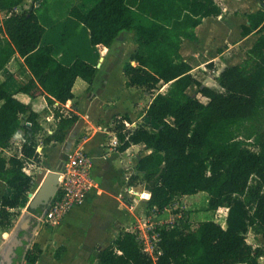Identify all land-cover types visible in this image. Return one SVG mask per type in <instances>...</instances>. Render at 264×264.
<instances>
[{
  "label": "trees",
  "instance_id": "obj_1",
  "mask_svg": "<svg viewBox=\"0 0 264 264\" xmlns=\"http://www.w3.org/2000/svg\"><path fill=\"white\" fill-rule=\"evenodd\" d=\"M22 2L0 0L5 15L0 21V72L17 53L31 74L17 92L43 96L56 127L40 141L39 114L0 81V182L9 190L0 199L3 231L31 189L26 164L39 163L40 144L64 143L80 120L74 113L63 114L55 103L73 99L77 78L90 87L98 72L81 59L70 65L57 60L51 45H41L45 29L35 11H17ZM222 13L219 0H98L87 11L70 9L69 16L87 30L90 46L104 57L121 35L134 38L135 49L122 70L127 88L151 95L145 114L153 127L140 123L131 131L128 116L115 115L110 129L119 151L137 144L150 150L127 182L129 187L141 185L147 212L159 215L176 197L198 193L207 194L208 211L227 209L224 228L210 220L192 230L157 228L153 254L144 251L137 234L121 230L91 264H259L264 256L262 247L247 243L250 231L264 242V8L246 15L248 26H241V35L257 38L240 64L220 71L216 87L197 81L179 52L183 40H196L203 19ZM159 86L165 90L156 92ZM191 86L205 103L188 94ZM17 137L18 151L5 157ZM34 249H19L15 264H35L41 251L37 244Z\"/></svg>",
  "mask_w": 264,
  "mask_h": 264
},
{
  "label": "crops",
  "instance_id": "obj_2",
  "mask_svg": "<svg viewBox=\"0 0 264 264\" xmlns=\"http://www.w3.org/2000/svg\"><path fill=\"white\" fill-rule=\"evenodd\" d=\"M94 1L78 0L77 4L80 8H85ZM219 1L222 3L223 13L218 17L203 19L201 24L195 29L196 40H183L179 50L183 60L191 66V74L199 82L200 80L197 79L195 73L201 71L199 69L206 71L204 65L212 67V64H215L221 57H224L223 53L225 52H217L219 46L228 45L231 48L246 51L257 38V35L254 34L246 37L242 36L241 26H248L247 14L255 13L264 8V0ZM45 2L46 0H39L37 2L23 0L17 8V11L34 10L36 13V10ZM49 6L59 8L60 3L54 2ZM70 9H67L68 18L64 22H59L56 15H53L49 20L37 15L40 24L45 29L41 45H51L54 48L55 58L64 65H70L75 59H81L76 56L69 58L66 47L75 46L79 42L77 39L80 38L81 33L89 41L87 30L69 16ZM0 14L4 18V13ZM232 21L235 23L234 31L229 27ZM45 24L47 26L57 24L60 27V31L51 33L52 30H47ZM207 36L212 38L217 37L218 39L214 38V41L217 40L218 43L210 45L209 41H205ZM232 36H235L234 39H230ZM134 49L135 43L132 34H124L121 35L118 43L113 46L111 52L106 57L96 52L93 47L91 53L85 49L80 50L85 51L87 58L81 60L91 63L95 67L101 62V58H103L102 63L97 68L98 72L95 81L89 87L85 81L77 78L72 87L73 99L67 101L64 105L58 103L54 105L55 107H60L63 114L74 113L80 120L71 130L64 143L40 144L38 148L40 154L39 160L41 161L39 163L45 161L49 165V168L45 169L46 174L50 170L53 171V167L58 162H61L63 166L67 154L73 148L89 156L92 161L91 178L93 187L85 202L69 210L62 221L54 227L38 223L35 218L36 215H30L28 212L19 221L15 236L11 240H7L11 231L6 232L0 229V248L3 245L7 246L9 242H12L16 238L20 240L18 235L21 232L31 230L32 234L37 235L36 240L41 245L39 246L41 252L35 264H91V258L99 250L108 246L121 231V228L133 233L131 224L135 223V221L138 224L136 226L138 230H143L144 225L147 226L148 223L145 219L146 213H149L146 210L148 196L144 192L142 197L140 193L135 192L132 187H129L127 182L138 160L143 155L148 154L150 150L144 144H137L131 145L125 151L121 152L118 150V146L113 147L111 145V142L116 138L114 132L110 129L111 119L115 115H127L130 120L128 129L131 131L137 127L138 123L142 122L153 127V122L145 114L151 98L148 97L146 92L140 89L127 88V79L122 70L123 65L128 61ZM131 64L132 66L137 65L135 62ZM20 68L23 69L25 75L30 79L31 74L25 67L23 59L15 53L10 62L0 72V81L8 92L16 93L15 97L17 99L29 104L32 110L39 114L40 119L42 116H46L48 125H52L51 129H45L40 119L39 122L42 129L47 134H50L56 125L54 123L53 113L47 108L44 97L41 95L32 96L17 92L21 83L16 74ZM222 69L217 68V70H212V72L217 71L216 75L212 78V74H210L209 78H204L203 82L200 83L204 86L216 87L215 77ZM78 91L83 93L82 97L77 95ZM91 142L95 143V148L90 146ZM93 149H96V152ZM4 153L7 152L5 151ZM140 153L141 155H139ZM32 166L34 167L36 164L27 163L25 169ZM37 169L41 168L39 167ZM104 171L115 175L116 182H119L118 189L111 190L105 188L107 181H104V184H102ZM123 186L128 190L127 193L124 192ZM8 194L9 190L0 182V199L3 195ZM108 200L111 203L110 208L107 205ZM140 201H144V203L142 212H139V217L135 214L137 206L134 203L138 204ZM219 209L226 211L223 221V224H225L227 209ZM151 216L159 218L155 213ZM220 225L223 227L222 224ZM57 250H59V257L55 258L54 254ZM145 251L150 253V248L145 249ZM16 256L13 257V264H15Z\"/></svg>",
  "mask_w": 264,
  "mask_h": 264
},
{
  "label": "rangeland",
  "instance_id": "obj_3",
  "mask_svg": "<svg viewBox=\"0 0 264 264\" xmlns=\"http://www.w3.org/2000/svg\"><path fill=\"white\" fill-rule=\"evenodd\" d=\"M77 1L78 0H59V1L46 0V2L36 10V13L38 16H42L44 18H47L48 20L53 15H56L59 22H61V21L64 22L65 19L68 18L67 9H70L74 6L79 7L77 4ZM97 1L98 0H95L94 2L90 3L89 6H87L85 8H80V7L79 8L81 10L87 11ZM54 2L60 3V6H58L59 8L49 6L51 3H54ZM219 2L222 6L221 1H219ZM1 18H2V14H0V19ZM45 27L47 30H52L51 33H55V32L60 31V27L57 24L51 25V26H47L45 24ZM229 27L232 28V30L234 31L235 23L232 21L230 23ZM234 37L235 36H232V37H230V39H234ZM214 38L218 39L217 37H214ZM214 38L207 36L205 38V41H209L210 45H215L218 43V41L217 40L214 41ZM77 41H79V42L75 46L66 47V49L68 50L67 56L69 58L76 56V57L81 58V59H87L85 51H80V50L85 49L86 51L91 53L92 47L90 46L88 39L86 40L85 35L83 33H81V36L79 39H77ZM217 52L218 53L225 52V53H223L224 57H221V59L219 61H217L215 64H212V67L204 65V68L206 69V71H203V69H199L201 71H198L195 73V76L197 77V79L200 80V82H203L204 78H206V77L209 78L210 74H212L211 76L213 78L214 75H216L217 71L212 72V70H217V68L218 69L224 68V67L230 66V65L240 64L242 62V60L244 59V53H245V51H243V49H237V48L235 49L233 47L231 48L228 45L219 46L217 49ZM105 60L107 61L106 58H105ZM65 61H67V60H65ZM101 63H102V61L99 62V64H101ZM16 76L18 79H20V82H25L28 79V77L23 72L22 68L17 70ZM213 87H215V86H213ZM164 88H165L164 86H159L156 92L161 91ZM187 92L191 96L197 95L195 86H191L187 90ZM77 95L82 97L83 93L81 91H78ZM148 97L151 98V95L148 94ZM196 97H198V99L204 103L207 101L205 98L201 97L200 95H197ZM40 121L44 124L45 129H51L52 128V125H50V124L48 125V123L46 121V116H42ZM52 122H53V120H52ZM142 123H144V122H142ZM139 124L140 123H138L137 125H139ZM46 135H47V132L44 131V129H43L42 132L39 134L40 141ZM19 136H20V134H18V137ZM18 137H17V139L14 140L15 145L12 147V149L9 151H6L7 153H4L5 157H8L10 154L16 153L18 151V148H19ZM90 146L95 148V143L91 142ZM249 148L251 150H253V147H249ZM75 151L76 150L73 148L69 152L73 153ZM93 151L96 152V149H93ZM139 155H141V153ZM39 167L41 169H37ZM46 168H49L48 163L45 161H42V163H38L34 167L33 166L27 167L25 169V172L32 177V186H31V189L28 193V196H27V199L25 200V202L23 204H21V206L19 207L18 210L15 211L17 213V215H16V217L13 218L11 227L6 231V232H8L9 230L11 231L10 236L8 237L7 240H11L12 238H14L16 228L19 224V221L21 220V218H23V216L25 214H27L29 212L30 202H31L32 198L34 197V195L37 193L39 187L41 186V184L45 178V175H46L45 169ZM61 168H62V163L58 162L53 167V171L59 172L61 170ZM50 171H52V170H50ZM114 176H115L114 174L104 171V173L102 175V178H103L102 184H104V181H107L106 185H105L106 189L113 190V189L119 188L118 187L119 182L118 183L116 182V179ZM108 180H110V181H108ZM254 183H255V180L253 178V180H251V184H254ZM132 189L135 192L140 193L141 195L144 194V191L141 190V185L139 183H137L136 186L132 187ZM123 190L125 193L128 192V190L126 189L125 186H123ZM262 191L264 193V187L262 188ZM142 197H143V195H142ZM207 199H208V196L205 193H199L197 195L185 196V197H176L175 200L173 201V204L166 211H164L161 215L157 216L159 218H155V217L151 216L153 214L152 212L146 213V219L145 220L148 224H147V226L144 225L143 230H138V227H136V226H138L136 221H135V223H132L131 227H132V230L134 231L133 233L136 232L135 234H137V238L140 240V243H141L144 251H145V249L150 248L149 252L151 254H153V251L156 248L155 238H156L157 234L155 232L156 231L155 228H161L164 226L165 227L168 226L170 228L171 227L179 228V230H181V231H183L184 228H188V230H192V229H194V227L198 223L203 222V221H208V220L218 222L219 224H222L223 227H225V224H223V221L225 218L226 211L224 209H219L217 211H208L206 209ZM143 203H144V201H140L138 204L134 203L137 206L135 209V214H137L138 216L140 215L139 212L140 213L142 212ZM107 205H108V208H110L111 203L109 200H108ZM121 230H124V229L121 228ZM0 236H1V234H0ZM36 239H37V235H35L33 233L32 237L30 239V242L28 244V249L32 250L33 252L35 251V249H34L35 244H37L38 246H41L40 243H38ZM247 243L252 244L254 246L262 247L264 249V242H263L261 236H257L254 233H252L251 231L247 234ZM5 246L6 245H3L0 248V264H2L1 256L3 254ZM260 260H261L260 264H264V257ZM23 264H28V263L23 262Z\"/></svg>",
  "mask_w": 264,
  "mask_h": 264
},
{
  "label": "built area",
  "instance_id": "obj_4",
  "mask_svg": "<svg viewBox=\"0 0 264 264\" xmlns=\"http://www.w3.org/2000/svg\"><path fill=\"white\" fill-rule=\"evenodd\" d=\"M111 145L119 146L118 139L114 138ZM91 169L92 161L87 154L82 151L69 152L59 171L56 192L47 207L35 216L37 222L54 227L69 210L82 205L93 187Z\"/></svg>",
  "mask_w": 264,
  "mask_h": 264
},
{
  "label": "water",
  "instance_id": "obj_5",
  "mask_svg": "<svg viewBox=\"0 0 264 264\" xmlns=\"http://www.w3.org/2000/svg\"><path fill=\"white\" fill-rule=\"evenodd\" d=\"M103 58H101V61ZM100 64H97V68ZM59 172L58 171H49L45 175V178L39 187L37 193L32 198L29 205L30 215H37L40 210H43L47 207L49 200L53 197L57 189ZM30 196V195H29ZM22 245V241L19 239H14L12 242H9L5 247L3 254L1 256L2 264H13V257L16 255L17 247Z\"/></svg>",
  "mask_w": 264,
  "mask_h": 264
},
{
  "label": "flooded vegetation",
  "instance_id": "obj_6",
  "mask_svg": "<svg viewBox=\"0 0 264 264\" xmlns=\"http://www.w3.org/2000/svg\"><path fill=\"white\" fill-rule=\"evenodd\" d=\"M18 237L20 238V240L22 241V245L20 247H18L16 249V253L19 249H22L24 252H26L28 250V244L30 242V239L32 237V232L30 231H26V232H21ZM17 255V254H16Z\"/></svg>",
  "mask_w": 264,
  "mask_h": 264
}]
</instances>
